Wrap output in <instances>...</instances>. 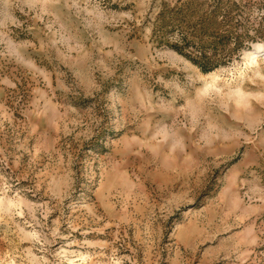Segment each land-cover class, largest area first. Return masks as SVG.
I'll return each mask as SVG.
<instances>
[{
    "label": "rangeland",
    "instance_id": "374dc122",
    "mask_svg": "<svg viewBox=\"0 0 264 264\" xmlns=\"http://www.w3.org/2000/svg\"><path fill=\"white\" fill-rule=\"evenodd\" d=\"M264 0H0V264H264Z\"/></svg>",
    "mask_w": 264,
    "mask_h": 264
},
{
    "label": "bare ground",
    "instance_id": "6f19581e",
    "mask_svg": "<svg viewBox=\"0 0 264 264\" xmlns=\"http://www.w3.org/2000/svg\"><path fill=\"white\" fill-rule=\"evenodd\" d=\"M245 55L249 59L251 65L258 66L259 57L261 61H264V45L255 44L253 50L246 51Z\"/></svg>",
    "mask_w": 264,
    "mask_h": 264
}]
</instances>
